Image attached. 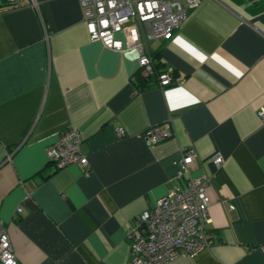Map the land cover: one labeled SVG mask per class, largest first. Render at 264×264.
I'll return each mask as SVG.
<instances>
[{
    "label": "crops",
    "instance_id": "0c3cea01",
    "mask_svg": "<svg viewBox=\"0 0 264 264\" xmlns=\"http://www.w3.org/2000/svg\"><path fill=\"white\" fill-rule=\"evenodd\" d=\"M146 45L174 85L141 88L136 52L92 41L79 0L0 1V219L19 264H131L126 231L175 182L186 147L191 176L209 179L212 244L167 264H264V0H201ZM166 122L172 137L146 144ZM67 129L87 176L46 157Z\"/></svg>",
    "mask_w": 264,
    "mask_h": 264
},
{
    "label": "built area",
    "instance_id": "2783aa9c",
    "mask_svg": "<svg viewBox=\"0 0 264 264\" xmlns=\"http://www.w3.org/2000/svg\"><path fill=\"white\" fill-rule=\"evenodd\" d=\"M3 7L13 9L19 0H0ZM201 0H79L83 19L92 41L105 47L137 54V74L149 81L155 79L160 89L174 85L178 78L172 66L159 68L147 49V41L155 38L170 39L185 20L188 11ZM33 4L36 0H31ZM122 33L123 37L118 34ZM258 114L264 115L261 109ZM116 137L125 136L122 128ZM169 122L145 130L141 137L148 145L172 137ZM45 154L56 169L71 164L82 167L88 175L90 165L82 147V137L76 129L61 132L45 147ZM197 159L192 147H186L178 162L175 182L167 193L155 200L153 206L142 212L136 224L126 231L131 264H167L182 254L195 255L212 244L206 225L210 222L208 208L212 202L209 179L193 177L190 170ZM216 165L223 161L214 154ZM180 180H184L180 184ZM0 264H19L5 224L0 219Z\"/></svg>",
    "mask_w": 264,
    "mask_h": 264
},
{
    "label": "trees",
    "instance_id": "16d2710c",
    "mask_svg": "<svg viewBox=\"0 0 264 264\" xmlns=\"http://www.w3.org/2000/svg\"><path fill=\"white\" fill-rule=\"evenodd\" d=\"M157 67L159 66V65H156ZM139 79H138V82L139 81H141L142 83L140 84V87L142 88V87H144L145 85H146V83H147V81L146 80H144V79H142L141 77H138Z\"/></svg>",
    "mask_w": 264,
    "mask_h": 264
}]
</instances>
